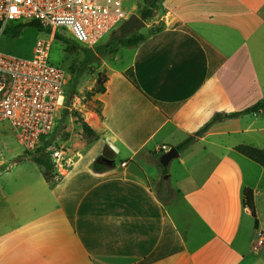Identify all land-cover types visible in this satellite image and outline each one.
<instances>
[{"label": "crops", "instance_id": "crops-1", "mask_svg": "<svg viewBox=\"0 0 264 264\" xmlns=\"http://www.w3.org/2000/svg\"><path fill=\"white\" fill-rule=\"evenodd\" d=\"M159 7L154 22L162 30L133 48L131 82L111 78L99 95L101 117L85 120L97 134L88 151L66 155L69 166L53 184L25 174L0 184V264H244L243 187L253 193L252 234L264 239L257 207L264 170L233 150L253 145L238 139L247 133L245 115L214 123L179 153L189 171L181 188L171 187L155 159L161 146L180 143L166 142L175 133L187 138L213 114L261 100L264 0H160ZM143 113L154 126L135 147L130 138ZM158 135L161 142L137 160ZM97 143L103 153L87 160ZM121 149L132 152L133 167L113 164L111 153ZM182 153L190 154L186 162ZM101 159L106 168L94 170Z\"/></svg>", "mask_w": 264, "mask_h": 264}, {"label": "rangeland", "instance_id": "rangeland-1", "mask_svg": "<svg viewBox=\"0 0 264 264\" xmlns=\"http://www.w3.org/2000/svg\"><path fill=\"white\" fill-rule=\"evenodd\" d=\"M157 3L158 8L154 10L155 12L153 17L145 20V26L140 28L142 33H147L150 29L163 26L161 23L154 22L157 21V16L161 9L159 7L160 0H157ZM130 6V14H135L139 17V10L141 6H143L142 0H132ZM121 24L117 25L107 36H105L100 41L99 45L104 46L106 43L111 41L112 36L116 37L121 35ZM45 36L46 35L44 33H40L39 31L32 28H25L21 33H19L18 36H8L4 34L0 38V52L16 57L29 58L31 56V51L36 39L43 38ZM132 51L133 48H125L121 45L114 46V49L111 51L104 50L103 48H95L92 51L94 52V56L91 57L90 61H86V59H84V53L81 50L77 48L66 49L61 43L53 42L50 50V62L53 65L62 68L67 73L68 84L66 91L68 94V104L66 108L67 112L64 115L63 113H61V115L59 114L60 118L57 121L49 141L57 148L62 147L67 156L73 151H88L87 145H91L93 141L86 140L84 137H82L78 118L87 123L85 121L87 114L94 115V117H92L94 119L101 117V101L99 100L100 94H95L91 98H88L86 93L90 91V89L93 88L98 82L101 83L104 81L103 86L107 87L108 81L113 77L122 78L130 83ZM78 73H81V76L78 78L76 86L72 87L74 77ZM73 88L75 91L74 93ZM262 99H264V92L261 97V100ZM236 107L239 109L243 108L242 105H238ZM147 117V114L143 113L142 117L138 118L139 123L136 125L137 129L130 138L135 147L141 145L153 130V122ZM240 125L243 129H247L246 134L239 135L238 139L240 142H243L244 144L251 143L253 144L252 146L264 150V111H261L256 115L246 114L241 118ZM186 136L187 135L184 133L177 132L174 134L172 139H169V141L166 142L171 146L176 145L184 140ZM160 137L161 136L158 135L150 140L144 149L138 153L136 159L142 160V154L145 151L151 150L155 144L161 142ZM104 148V144L102 143L94 144L89 150L87 160L97 159L98 155L103 153ZM131 153V151L122 149L118 154L111 153L113 164L118 165L121 161H127L130 167H133V162L128 160V158L131 156ZM33 156L34 154L25 153L22 146L19 145L10 125L6 122L0 123V184L2 186H7L10 180L18 177L20 178V175L22 174H25V177L29 180L40 179V177L43 176V169L32 161ZM189 156L190 154L188 153H182L181 159L183 162H186ZM178 163L179 159L174 158L165 167L167 173L171 174L169 184L172 188H181V179L185 176V174L189 173V171H185V168L183 169ZM242 166L243 168H246L244 163ZM152 167L149 169L150 172L156 173L157 167ZM256 169H258V167H256ZM166 175L167 174L164 176ZM48 176L50 180L48 181L49 184L55 183L60 177L54 169L48 173ZM261 184L264 185V176L261 178ZM155 188L158 192H163V187H158V184L155 185ZM259 192L264 193V190L260 187ZM257 207L259 218L261 224L263 225L262 232L264 235V195L263 197L257 198ZM246 221L244 223V232L241 235L242 245L246 252L244 264H264V243L262 244V247H258L257 250L259 253H256L254 251L255 249L253 250V246L257 245L258 237L252 234V230L249 225V221L252 223L250 216L246 218Z\"/></svg>", "mask_w": 264, "mask_h": 264}, {"label": "built area", "instance_id": "built-area-1", "mask_svg": "<svg viewBox=\"0 0 264 264\" xmlns=\"http://www.w3.org/2000/svg\"><path fill=\"white\" fill-rule=\"evenodd\" d=\"M132 0H0V38L21 27L46 36L34 42L29 58L0 52V123L6 122L27 154L49 141L67 108V73L50 62L56 36L69 37L93 51L117 25L130 17ZM15 9L16 11H13ZM32 23L34 25H32ZM163 145L161 151H168ZM62 176L69 166L62 147L45 148ZM125 165V163H122ZM258 234L256 248L263 244ZM256 250V249H255Z\"/></svg>", "mask_w": 264, "mask_h": 264}, {"label": "trees", "instance_id": "trees-1", "mask_svg": "<svg viewBox=\"0 0 264 264\" xmlns=\"http://www.w3.org/2000/svg\"><path fill=\"white\" fill-rule=\"evenodd\" d=\"M143 6H141L139 10V18L142 21H145L147 19H150L154 15V10L158 8L157 0H142ZM32 25H34L32 23ZM21 27H17L13 32V36H18L20 33ZM121 29V26H120ZM122 30V29H121ZM162 30V27L158 26L153 29H150L147 33H142L140 31V28L137 30H131L129 32L122 31V34L119 36H112L111 41L106 43L104 46L98 45L96 49L103 48L104 50H113L114 46L121 45L125 48H135L139 44H141L143 41H145L148 37L152 36L153 34L159 32ZM55 42H59L62 45L65 46V48H72V49H79L84 53V59L86 61H90L91 57L94 56V52L83 48L78 43H76L74 40H72L69 37H60L56 36ZM108 44V45H107ZM81 73H78L73 80L72 87H75L78 81V78H80ZM103 82H98L96 85L90 89L86 93V96L88 98H91L95 94H103L105 91V88L103 86ZM73 88V93H74ZM261 111H264V99L257 101L253 105L244 108L243 110L232 112V113H215L211 116V118L197 131H195L191 136H188L185 138L182 142H180L178 145H176L174 148L181 153L184 151L188 146H190L196 138L202 136L211 125L217 122H221L227 119H233L238 118L240 116L246 115V114H256ZM67 111L64 110L62 113L63 115ZM79 119L80 129H81V135L86 140H96L97 134L94 130H92L87 123H85L82 119ZM50 144V141H46L43 143L42 147L38 150L39 152L34 154L32 161L36 164H38L43 169V178L45 181H50L48 173L53 170V165L50 161L48 153L45 151V148ZM234 152L249 159L250 161L254 162L258 166H260L264 170V150L249 146V145H237L233 148ZM155 159L158 160V157L155 156ZM107 161L103 160L100 162H95L93 164V168L96 171H102L106 168ZM161 167V166H160ZM167 173L165 167H161V174L164 176ZM159 187H163L162 181L159 183ZM240 200H241V207L243 209H247L249 211L250 216L254 220V226H256V218H255V206L253 201V193L252 190L246 187H243L241 189L240 194Z\"/></svg>", "mask_w": 264, "mask_h": 264}, {"label": "water", "instance_id": "water-1", "mask_svg": "<svg viewBox=\"0 0 264 264\" xmlns=\"http://www.w3.org/2000/svg\"><path fill=\"white\" fill-rule=\"evenodd\" d=\"M145 26L144 21H142L137 15L133 14L130 15V17L128 19H126L125 21H123V23L121 24V29L124 32H129L131 30H137L139 28H142ZM110 148L114 151H116V149L110 145ZM179 152L174 148L171 147L168 149V151L164 152L162 155L159 156L158 158V162L161 165V167H166L169 162L178 157ZM102 161L105 159H101Z\"/></svg>", "mask_w": 264, "mask_h": 264}, {"label": "bare ground", "instance_id": "bare-ground-1", "mask_svg": "<svg viewBox=\"0 0 264 264\" xmlns=\"http://www.w3.org/2000/svg\"><path fill=\"white\" fill-rule=\"evenodd\" d=\"M92 117H94V115H92V114H87L85 120H86L87 122H89L90 119H91Z\"/></svg>", "mask_w": 264, "mask_h": 264}, {"label": "snow or ice", "instance_id": "snow-or-ice-1", "mask_svg": "<svg viewBox=\"0 0 264 264\" xmlns=\"http://www.w3.org/2000/svg\"><path fill=\"white\" fill-rule=\"evenodd\" d=\"M13 11H16L15 9H13Z\"/></svg>", "mask_w": 264, "mask_h": 264}]
</instances>
